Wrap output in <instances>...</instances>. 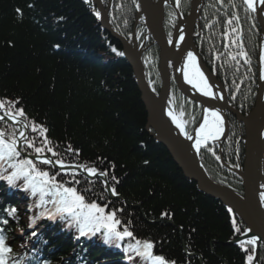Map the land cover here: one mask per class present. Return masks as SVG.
Wrapping results in <instances>:
<instances>
[{
  "label": "trees",
  "instance_id": "1",
  "mask_svg": "<svg viewBox=\"0 0 264 264\" xmlns=\"http://www.w3.org/2000/svg\"><path fill=\"white\" fill-rule=\"evenodd\" d=\"M190 4L191 0H179L184 14ZM113 11L114 20L119 22L114 28L131 39L136 0H114ZM170 11L174 12L168 9V28L176 22L172 14L169 25ZM96 13L86 0H0V100L12 102L13 109L22 108L30 127L34 123L38 129H47V139L65 162L107 171L110 184L123 199L109 205L111 200L103 202L100 189L87 192L86 199L107 204L106 211L122 209L117 212L120 230L128 227L136 239L151 241L154 254L175 264H201L200 254L207 264H248L247 256L254 255V247L245 244L246 252L232 241L246 229L245 222L221 201L203 193L152 136L134 70L119 54L122 44L104 30ZM201 24L202 34L196 42L203 59L234 96L232 105L247 114L256 103L259 89L261 26L256 13L244 0H206ZM138 30L141 33L145 29L141 26ZM150 51H155L157 62L158 46ZM150 51L144 56L147 76L152 80L157 76L152 87L159 91L158 70L153 73L148 68ZM173 82L169 108L192 134L202 117V105L184 96ZM230 119L231 136L223 151L225 159L235 165L233 142L240 138L241 127L231 115ZM5 128L17 131V127L0 121V129ZM30 138H35L38 146L43 140L32 128ZM26 152L34 153L32 149ZM201 158L211 177L228 185L231 179L237 186L234 190L244 194L242 178L224 166L217 146L205 147ZM60 173L63 178L65 172ZM113 175L118 183L111 179ZM67 177L65 180L70 181ZM76 179L79 185H69L81 191L102 183L96 179L91 185L81 173ZM16 203L1 205L0 221L7 219L8 224L0 223V229L7 242L18 244L17 228L27 229L32 219L10 216L8 210ZM38 215L34 211V216ZM67 227V223L59 224L57 229L65 236L61 239L38 237L37 247L52 255L50 261L27 250V264H100L103 252H107L104 258L128 257L132 264H145L127 251L128 244L134 243L131 238L123 247H117L116 241H104L111 250L96 247L90 251L92 242L85 249L74 244L76 223L72 221L69 230ZM101 238L102 232L93 235V240ZM259 264H264V244L260 245Z\"/></svg>",
  "mask_w": 264,
  "mask_h": 264
},
{
  "label": "snow or ice",
  "instance_id": "2",
  "mask_svg": "<svg viewBox=\"0 0 264 264\" xmlns=\"http://www.w3.org/2000/svg\"><path fill=\"white\" fill-rule=\"evenodd\" d=\"M245 3L252 11L256 10L257 0H245ZM259 3L264 5V0H259ZM17 12L19 13L20 10L17 9ZM96 14L99 16V13ZM180 39L183 40L182 35ZM113 51H115V49H113ZM119 54L124 55V53ZM242 54L245 56L247 55L246 53ZM188 62L192 71L185 73V79L197 87L203 95L213 96L212 87L208 84L204 73L196 65V57L192 53H188ZM0 109H5L4 115H0V121H4L5 117H7L15 121V123H20V120L16 118H24L25 116L22 108L13 109L12 102L9 101L0 100ZM169 115L172 117L176 126L184 132L185 136L189 140L193 139L191 135H188V133L184 131V122L171 111ZM24 127L28 128L29 125L25 124ZM31 128L33 132L38 130L43 137L39 146L35 138H29L24 131L9 132L6 128L0 129V162H6L7 166L13 169V171L5 177L9 184H15L16 181L23 179L25 182L24 190L30 191L33 196L39 195L40 204L45 203V196L53 197L50 202L53 204L55 211L49 213V215H51L52 218H55L57 215L63 219L71 218V220L77 224L81 235H88L89 233L95 235L97 232H102L106 243L123 241L126 237L131 238L134 240V243L128 244L127 251L142 258L145 264H175L174 261H169L162 255L154 254V244L151 241L136 239L133 232L130 231L128 227H124L123 230H120L121 221L117 218V211H122V209L106 211L107 204L102 206L94 200L86 199V193L90 192L91 188L81 191L78 190L76 186H68L69 183L75 185L80 184V180L76 179V177L80 175L77 171L78 168L83 169V172L87 173V177L89 178L96 176L107 178L109 175L107 171H100L96 167H89L84 164H67L60 153L55 151L54 147L51 146L52 142L48 140L45 135L47 129L42 126L38 129L34 123L31 125ZM223 133L224 120L219 109L208 111V114L203 119V123L197 130L195 141L197 151L199 152L202 146L208 147L209 140H217ZM21 143H23V149L21 148ZM27 149L33 150L35 155L32 158L27 156L22 157V151H27ZM68 150L72 151L71 146H69ZM48 153H50L52 157H55V159L49 158L47 155ZM217 159H219V157H217ZM40 165H50L53 168H57L58 166L59 170L53 174L40 167ZM61 171H64L66 175L70 176V181L57 180V176L60 175ZM111 179L116 183L119 182L114 175ZM87 182L89 184L93 183L91 179H88ZM102 183L104 184L105 191L110 192L112 195H118L115 187H110L108 185L107 179H104ZM261 195L264 197V193ZM16 211L15 208H11L8 210V214L10 216H15ZM228 211L232 212V209L229 208ZM164 215H167V213ZM0 223L8 224V220L4 219L0 221ZM232 223L236 226L235 217H233ZM235 231L239 233L241 229L236 226ZM248 231H251V229H248ZM258 239V237L253 236L249 240L241 241V247L247 252L248 249L245 248L244 245H256ZM11 253L12 248L7 243V238L3 234V229H0V264H8V258ZM254 258L253 254H249L247 256L248 264H252ZM129 259H133V257L129 256Z\"/></svg>",
  "mask_w": 264,
  "mask_h": 264
},
{
  "label": "water",
  "instance_id": "3",
  "mask_svg": "<svg viewBox=\"0 0 264 264\" xmlns=\"http://www.w3.org/2000/svg\"><path fill=\"white\" fill-rule=\"evenodd\" d=\"M143 7V14L145 15V19L147 22V26L150 34L153 36L156 43H158L162 49L161 53V77L163 82V89L161 95L157 97L153 91L150 89L142 61L140 58L142 50H137L133 48L126 39L117 34L109 23V18L107 16L108 10H105V7L101 3V0H94L96 6L99 8L101 12V23L105 28H107L115 37L120 39L124 45L125 53L130 60L131 65L134 67V72L137 77V82L139 84V88L142 93L143 101L146 104L148 115H149V127L153 128L155 131V138L163 143L168 150L170 151L172 157L176 161V163L183 170L185 175L188 178H192L198 182V186L200 190L209 193L215 197L220 198L225 205L233 208L234 211L246 222L248 229L251 231H247L241 237L236 239L235 243H240L243 240L251 239L253 236L258 237L256 246L260 243H264V204L262 200V193H264V188H259L258 186V174L260 175L262 162H264V122L260 120V123L255 124V121L259 120V113L261 111L264 112V76L262 73V66L259 65V94L256 106L254 110L248 115L245 116L237 109L231 107L228 103V96L224 85L217 79V77L205 66L199 52L196 47H194L193 43V32L195 30L196 24L199 23V17L201 14V10L203 7L204 0H193L192 1V9L191 14L188 18V22L191 23L189 30L187 31V36L185 40H183V49L180 52L178 57L175 56L172 47L177 45L179 41L175 38L174 42L169 43L168 39L165 36L162 23H163V8L166 0H159V3L156 5L153 3V0H139ZM261 7V6H260ZM154 9V12L152 11ZM106 11V12H105ZM256 12L258 15V19L261 23L262 32H261V46L264 43V12H262L261 8L256 4ZM155 15V17H154ZM154 17V19H153ZM184 21V20H182ZM181 24V23H180ZM181 26V25H180ZM181 28H178V32ZM137 43V39H135ZM181 43V44H182ZM192 48L195 50L200 67L205 72L206 77L209 82L213 86L217 99H210L203 96L198 97L196 94L192 92V89L189 86L185 85L183 80L181 79V75L177 73L179 83L184 86V92L189 97L193 98L196 101L202 102L205 106H209L212 109H219L221 115L223 116L224 125H225V133L221 139L218 140H209V142H216L218 144H222L225 137L228 135L230 129V123L227 117V111L229 110L234 115L238 117L240 121H242L245 125L246 129V138H245V171L243 172L241 169H234L232 166H228L232 168V170L239 173L244 179V187L245 194L244 196L238 194L237 192L231 190L228 187H225L219 183H216L211 179L208 173L205 171L200 159L199 153L195 147L196 136H193V139L189 140L185 135L179 131L177 127L171 124L168 115L167 109V101L170 93V76H169V62L174 60L176 62V70L179 65L178 60L180 56L183 55L186 49ZM135 63V64H134ZM152 97L155 101H159L158 108H154L151 106ZM222 97V98H221ZM195 151V154L194 152ZM259 151V152H257ZM257 155L255 157V153ZM187 158L185 159V157ZM194 158L195 163L200 165L202 171H195L194 169L188 167L185 160ZM260 158V159H259ZM193 160V159H192ZM259 161V163H257ZM262 175L264 177V172L262 171ZM209 176V177H208ZM210 178V181L208 179ZM205 185V186H204ZM213 186L217 189V192L211 190L209 186ZM224 192V193H223ZM254 202L256 207V214L253 216L250 215L246 207L248 204ZM253 206V205H252ZM257 262V258L255 259V263Z\"/></svg>",
  "mask_w": 264,
  "mask_h": 264
},
{
  "label": "rangeland",
  "instance_id": "4",
  "mask_svg": "<svg viewBox=\"0 0 264 264\" xmlns=\"http://www.w3.org/2000/svg\"><path fill=\"white\" fill-rule=\"evenodd\" d=\"M245 1V0H244ZM111 3V9H110V11H108V13L110 14L109 15V22H110V25L111 26H114V24L116 23V22H118V21H116V20H114V19H116L117 17H115L116 15H115V11H113V9H114V0H107V3ZM174 2H177L178 3V0H174ZM109 5V4H108ZM128 5V4H127ZM191 5V4H190ZM134 14H137V12H135ZM173 14V12H171L170 11V17L168 18V23H169V25H170V22H171V15ZM121 23H122V21H120ZM119 23V22H118ZM131 23V25L134 27L135 25H136V17L134 16L133 17V22H130ZM124 25H125V23H124ZM171 28V27H170ZM170 28H168L167 27V18H166V21H165V29L169 32V33H172L169 29ZM104 30L105 31H107V32H109V30L107 29V28H105L104 27ZM133 30H134V28H132V32H133ZM115 31H117V30H115ZM117 32H119V31H117ZM261 32H262V28H261ZM110 33V32H109ZM119 33H121V32H119ZM140 33V32H139ZM142 33V34H141ZM140 33V36H141V39L143 40V39H145L146 38V36H150V35H148V33H145V30L143 31V32H141ZM122 34V33H121ZM261 34V33H260ZM122 35H124V34H122ZM150 37H152V36H150ZM149 37V40H148V42H153V40L151 39ZM114 38L115 39H117L115 36H114ZM153 38V37H152ZM118 40V39H117ZM119 41V40H118ZM120 42V41H119ZM121 43V42H120ZM149 44V43H148ZM151 44H153V43H151ZM158 46V45H157ZM260 46H261V37H260ZM153 47V46H152ZM158 48H159V53H160V47L158 46ZM122 49H123V47H122ZM259 49H260V47H259ZM148 51H150V48H149V50ZM147 51V52H148ZM259 54H260V52H259ZM258 54V63H259V61H260V58H259V55ZM123 56V58H125V59H127V61H128V63L130 64V60H129V58L126 56V55H122ZM147 58L149 59V61L151 62L150 63V66H148V68H149V70H152V72L154 73L155 72V68H157V70H158V74H159V71H160V58L158 57V60H157V62H155L154 60H155V58H156V54H155V51H150L149 53H148V55H147ZM262 60H261V63H262V66H263V73H264V50H263V56H262V58H261ZM130 66L132 67V69L134 70V67L130 64ZM135 73V72H134ZM156 73V72H155ZM258 76H259V68H258ZM157 80V76L152 80V79H149V81H150V84L152 85V83L154 82V81H156ZM258 80H259V78H258ZM138 86H139V84H138ZM234 96L232 95V94H229L228 93V101L232 104V101L231 100H233L234 98H233ZM256 101H257V99H256ZM234 106V105H233ZM255 106H256V104H254V107H253V109L251 110V111H253L254 110V108H255ZM241 112V111H240ZM242 114H244L243 112H241ZM251 112H247V114H244V115H246V116H248L249 114H250ZM227 115H231L232 116V118L234 119V120H236V122L240 125V127H241V131L239 132V136H240V138H238V139H235V141L233 142V145L235 146V150H236V155H235V158H234V160L236 161V163H235V165H233V164H231V163H229V164H231V165H233L232 167L234 168V169H241L243 172L245 171V142H244V139H245V137H246V129H245V125H244V123L242 122V121H240V120H238V117L236 116V115H234L232 112H230L229 110L227 111ZM205 116H206V113H205ZM5 119L6 120H8V121H10L11 122V119H8L7 117H5ZM148 119H149V117H148ZM21 121V124H23V125H21L20 124V127H21V130L20 131H22V129L24 130L25 129V127H24V125L25 124H27L28 125V122L26 121V120H23V119H21L20 120ZM230 121H231V119H230ZM232 122H230V124H231ZM29 128L30 127H28V128H26L25 129V131L24 132H27L28 130H29ZM150 130V129H149ZM231 130H232V128H231ZM152 132V131H151ZM152 134V133H151ZM153 136V135H152ZM231 135H229L228 136V138L230 137ZM154 137V136H153ZM158 143H160L157 139H155ZM225 143V142H224ZM160 144H163V143H160ZM164 145V144H163ZM165 146V145H164ZM166 147V146H165ZM167 148V147H166ZM218 148L220 149V151H219V153H224V151H223V146H218ZM168 149V148H167ZM169 151V150H168ZM170 152V151H169ZM243 153V154H242ZM171 154V153H170ZM47 155H50L49 153L47 154ZM221 157V156H220ZM55 157H51V159H54ZM226 158V157H225ZM174 159V158H173ZM221 160L223 161V159H222V157H221ZM224 160H226V159H224ZM176 162V161H175ZM44 166H46V165H44ZM262 166L263 167H261V170H263V172H264V162H262ZM180 167V166H179ZM48 170H50V168H49V165H48V168H47ZM181 169V168H180ZM229 169V168H228ZM182 170V169H181ZM230 170V169H229ZM232 172H234L235 174H237V175H239L240 176V174L239 173H237L236 171H232ZM261 173V172H260ZM220 175V174H219ZM224 175L223 174H221L220 175V177H223ZM263 176V175H262ZM187 177V176H186ZM65 178H68L67 176H64L62 179H63V181H66L65 180ZM108 178V177H107ZM188 178V177H187ZM109 179V178H108ZM188 179H190V180H193V181H195V182H197L196 180H194V179H192V178H188ZM211 179L213 180V181H215L216 183H219V184H222V185H224V186H226V187H228V188H230V189H232V190H234V188L233 187H237L235 184H233V182L231 181V179H229L228 178V180L230 181V185H228V184H224V182H221V181H218L217 179H215V178H213V177H211ZM225 179V178H224ZM242 183H243V190H244V194H245V187H244V179H242ZM197 185H198V182H197ZM263 185H264V182H263ZM264 187V186H263ZM262 187V188H263ZM235 192H236V190H234ZM203 193H205L206 195H208V196H211V197H213L214 199H217V200H219V201H221L223 204H224V202L220 199V198H218V197H215V196H213V195H211V194H209V193H206V192H204V191H202ZM239 193V192H238ZM241 194V193H240ZM244 194H242V195H244ZM121 199H123L122 197H121ZM228 208H230V207H228ZM26 209H27V207H26ZM232 209V208H231ZM233 210V209H232ZM234 211V210H233ZM234 213H236V211H234ZM237 214V213H236ZM247 232L248 230H247V228L243 231V232ZM242 232V233H243ZM245 232V233H246ZM241 235V234H240ZM240 235L239 236H237L236 238H234L232 241H233V243L234 244H236V245H238V243H235L234 241L236 240V239H238L239 237H240ZM187 252V251H186ZM189 256H193L191 253L189 254ZM199 258H200V261H201V264H207V263H205V261H204V259H203V256L200 254L199 255Z\"/></svg>",
  "mask_w": 264,
  "mask_h": 264
},
{
  "label": "bare ground",
  "instance_id": "5",
  "mask_svg": "<svg viewBox=\"0 0 264 264\" xmlns=\"http://www.w3.org/2000/svg\"><path fill=\"white\" fill-rule=\"evenodd\" d=\"M257 4H258V7L259 8H261V10H262V12H264V5H262V4H260L259 3V0H257ZM261 6V7H260ZM106 10V9H105ZM152 11L154 12V9H152ZM106 12V11H105ZM255 12H256V10H255ZM99 13L101 14V12L99 11ZM107 13V16L109 17V13L108 12H106ZM257 13V12H256ZM154 17H155V15H154ZM154 17H153V19H154ZM144 25H145V30H146V27L148 28V26H147V23H144ZM190 26H191V23H189L188 21L186 22V21H184V23H183V28H181V32L180 33H178L177 34V37L176 38H179L180 37V34L183 36V35H185V34H187V31L189 30V28H190ZM139 28V27H138ZM147 32H149V29L148 30H146ZM181 43V41L178 43V44H180ZM183 43L182 44H180V45H177L176 47L175 46H173L172 47V50H173V52H174V54H175V56L176 57H178L179 55H180V52H181V50L183 49ZM190 49V47L188 48V49H186V50H189ZM262 49L264 50V43H263V47H262ZM185 50V51H186ZM188 53H192L194 56H195V53H194V51H192V49H190L189 51H188ZM188 53L186 54L187 56L185 57V59L183 60H181V62H179V66H181V69L182 70H184V76H185V73L186 72H191L192 71V69L190 68V66H189V62H188ZM181 57V56H180ZM196 57V56H195ZM196 61H197V58H196ZM135 64V63H134ZM189 66V67H188ZM180 72H183V71H180ZM187 80V79H186ZM151 106L152 107H154L155 109L156 108H158V106H159V101H155L154 102V98L152 97V100H151ZM3 109H0V113H2L3 111H2ZM260 118H259V120L257 119L256 121H255V124H257V123H260L259 121L260 120H262L263 122H264V112L263 111H261L260 113H259V115H258ZM5 122H7V123H11L12 124V126L14 127H17V124L16 123H14V122H10V121H8V120H6ZM209 142V141H208ZM194 152V154H195V151H193ZM257 152H259V151H257ZM257 152L255 153V157H256V155H257ZM187 158V156L185 157V159ZM192 158V157H191ZM193 159V160H192ZM192 159H188V160H185V162H186V164L188 165V167H190V168H192V169H194L195 171H198L199 170V172L200 171H202L201 170V168H200V165L198 164V163H195V161H194V158H192ZM260 159V158H259ZM257 163H259V161H257ZM57 168H58V166H57ZM77 171L79 172V173H81V175H83L84 174V172L81 170V169H77ZM263 171V170H262ZM262 171H261V173H260V175L258 174V186H259V188H262L264 185H263V182H264V177L262 176ZM209 177V176H208ZM206 179H208L207 177H205ZM95 180L96 179H98V181L99 182H102L103 181V179L102 178H100V177H97V178H94ZM100 179V180H99ZM209 181H210V178L208 179ZM92 185V184H91ZM109 186L110 187H112V185L111 184H109ZM205 186V185H204ZM210 188H211V190L212 191H214V192H217V189L216 188H214L213 186H209ZM89 188H91V191H95V192H98V190L100 189V190H103V192H104V196H103V202H109L110 200H111V203H109V205H111L113 202L112 201H115V200H117V199H120L121 198V196L120 195H112L110 192H108V191H105L104 190V184L103 183H101V185H94V186H90ZM93 189H97V190H93ZM100 192V191H99ZM107 193V194H106ZM224 193V192H223ZM101 196V198H102V194L100 195ZM100 198V199H101ZM253 205V206H252ZM248 208L250 209V210H248ZM246 210H248L249 211V213H250V215L251 216H253L254 214H256V207H255V204H254V202L253 201H251V203L250 204H248L247 205V207H246ZM118 212V211H117ZM187 252H186V254L187 255H189L190 253H189V251L188 250H186ZM108 260H111V259H109V258H104L103 259V262L104 263H106Z\"/></svg>",
  "mask_w": 264,
  "mask_h": 264
}]
</instances>
